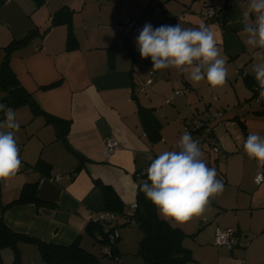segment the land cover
<instances>
[{
  "label": "crops",
  "instance_id": "crops-1",
  "mask_svg": "<svg viewBox=\"0 0 264 264\" xmlns=\"http://www.w3.org/2000/svg\"><path fill=\"white\" fill-rule=\"evenodd\" d=\"M248 3L249 0L0 3V64L5 47L32 32L26 43H12L7 62L18 84L41 110L34 113L29 104L19 106L29 107L34 117L28 125L19 123L15 135L23 146L22 172L8 178L11 187L2 194L6 201L2 207L4 224L35 240L19 239L17 263L14 250L2 247L0 264H45L36 240L64 246L78 240L84 250L98 257L99 264H106L101 235L96 227L89 228L104 209L102 190L96 181L113 188L124 205V215L130 214L141 180L139 173L160 153L175 150L185 132L181 128L191 114L206 115L219 108L226 112L221 120L212 122V132L220 138L221 152L233 153L228 157H237L235 161L241 162L240 178L236 180L246 191L240 198L242 206L250 205L264 213V183H255L257 163L243 150L247 136L256 133L247 128L253 126L250 121L264 119V99L259 103L250 100L247 108L242 106L253 95L256 81L252 66L264 62V49L249 46L247 34L242 31L240 21ZM204 4L218 9L217 19H201L199 9ZM155 6L160 7L165 20L162 25L179 23L184 28H195L204 22L211 27L228 72L222 88L213 89L206 81L193 83L188 73L167 68L153 71L152 83L145 90L134 91L135 86L149 78L153 64L150 57H140L136 45L139 34L124 36L121 26L127 19L136 18L157 28L150 14ZM61 8L58 21L53 22L54 13ZM3 93L0 87L2 104ZM14 111L20 122L19 110ZM188 113L187 119L183 118ZM47 116L69 123L64 137L57 135ZM3 120L4 113L0 112V122ZM261 121L259 126H264V120ZM108 136L119 144L111 154L105 152L104 139ZM54 172L62 177L50 180ZM40 179L43 180L39 182ZM33 182L37 184V201L7 205L18 197L24 184ZM234 203L240 206L237 201ZM124 215L118 216V223L125 220ZM223 216L216 213L208 221L209 238L197 234L202 227L194 231L197 244L186 245L193 257L186 264H264V219L250 220L247 226H241L235 223V217L221 223ZM219 226L235 227L238 243L232 247L215 245ZM118 227L117 257L109 256L110 259L114 264H144L136 254L141 230L134 224ZM178 227L190 233L182 225Z\"/></svg>",
  "mask_w": 264,
  "mask_h": 264
},
{
  "label": "clouds",
  "instance_id": "clouds-1",
  "mask_svg": "<svg viewBox=\"0 0 264 264\" xmlns=\"http://www.w3.org/2000/svg\"><path fill=\"white\" fill-rule=\"evenodd\" d=\"M240 23L247 34L246 43L264 49V0H249ZM136 45L141 59L151 58V72L174 68L188 73L191 82L206 81L213 89L222 88L227 82L226 61L220 56L214 32L204 22L195 28H184L178 23L155 29L146 23L136 37ZM252 70L259 99H264V62L253 64ZM0 112L4 113L0 122V180H7L17 174L22 163L15 135L20 124L12 108L0 103ZM177 147L178 150L164 151L153 159L146 171L147 180L139 185L159 215L173 227L202 216L211 201L224 191V182L217 178V170L207 165L199 141L184 132ZM243 150L257 163L255 183H264V137L250 133Z\"/></svg>",
  "mask_w": 264,
  "mask_h": 264
},
{
  "label": "trees",
  "instance_id": "trees-1",
  "mask_svg": "<svg viewBox=\"0 0 264 264\" xmlns=\"http://www.w3.org/2000/svg\"><path fill=\"white\" fill-rule=\"evenodd\" d=\"M4 0H0L2 3ZM41 2L42 0H35ZM63 8L57 10L53 15V22L57 20V14ZM174 21V20H172ZM32 32L25 37L14 40L12 43L22 45L31 37ZM5 47V53L0 64V87L3 90L2 101L5 105L11 107H19L24 104H29L33 108V112L37 113L41 110L36 106L31 99L30 93L27 92L21 85L18 84L15 74L8 65V55L13 44ZM257 82H255L256 84ZM254 84V86H255ZM255 90L253 88V94ZM253 97V95H252ZM246 99L247 101L252 100ZM46 119L51 122L57 131L59 137H64L69 123L63 120L47 116ZM242 123V122H241ZM244 128V126H243ZM150 165V164H149ZM102 190L104 209L115 214V220L111 229H117L121 224H134L141 232L142 237L138 242L137 256H139L144 264H186L187 261L193 259L191 250L182 244L183 237L186 235L180 227H173L168 221L158 215L155 206L146 198L145 194L139 190V185L143 181H139L136 190L135 208L130 214L124 215V205L119 199L113 188L108 185L96 181ZM37 184L26 183L19 191L18 197L13 199L9 204L24 203L37 201ZM2 212L0 213V249L9 246L14 250V263L19 261V250L17 243L19 239L35 240L34 238L15 233L11 231L3 222ZM125 216L122 223L117 222L118 216ZM96 227L100 233L99 241L102 244L105 242L106 232L104 231L105 224L97 221L95 224H90L89 228ZM115 240L113 246V255L116 258ZM39 252L45 264H99V259L96 255L84 250L78 240H75L68 246L47 243L41 240H36ZM103 251V250H102ZM104 255H107L103 252Z\"/></svg>",
  "mask_w": 264,
  "mask_h": 264
},
{
  "label": "rangeland",
  "instance_id": "rangeland-1",
  "mask_svg": "<svg viewBox=\"0 0 264 264\" xmlns=\"http://www.w3.org/2000/svg\"><path fill=\"white\" fill-rule=\"evenodd\" d=\"M12 109L19 110L17 111V119L20 121L18 123H22V124L24 123L25 125H28L30 123L29 120L31 119V117H34L32 110H30V108L27 106L23 108L19 107ZM189 115L190 113H188L183 118L187 119ZM170 119H172V117ZM261 120L264 119L257 118L256 121L255 120L250 121V124L253 126H247V128L249 129L250 132L251 131L256 132L260 136L264 137V126H259L262 122ZM36 122L37 121H34L33 124H36ZM181 131L182 133L184 132V127L181 128ZM239 131H241L240 128ZM199 145L204 153V159L207 165L209 167H214L218 173L217 178L223 180L224 191L221 194L217 195L215 199L211 201V204L209 205V207L202 216L194 217L191 221L182 225L186 232H190L189 234H186L182 230L186 234L183 237V241H182V244L184 246L194 245V243L197 244V242H195V239H193V235L195 233L194 231H196L200 227H202V229L199 232H197V234L201 233L202 237H206V236L208 238L210 237L209 231H210L211 223L208 221L212 220V218L215 217L216 213L224 215L222 217L221 223L226 220L233 219V217H235L234 218L235 223L238 222L240 223L241 226H247L250 220L254 221V220H260L261 218L264 219V213H262L261 209L256 210L253 209V207L251 208L248 207L250 205L242 206L244 204L243 202L240 201V198L242 196L244 197V193L246 191L245 188L240 185L239 181L236 180L238 176L240 178V172L238 173V170H240V164H241V162L237 160L235 161L237 157L229 158L228 156H232L233 153L226 154L224 152H221V149L219 153L214 152L212 145L209 143V140L199 141ZM167 148L169 149L170 147L168 146ZM177 149L178 147L175 148V150ZM18 172H22V171H20L19 169ZM11 184L12 182L9 181L8 179L0 180V213L2 211V207H4L6 202L4 197H2V194L10 189ZM236 201L240 204V206L234 203ZM219 227L221 228L223 226H219ZM231 228L236 230L235 227H231ZM197 234L195 236H197ZM8 250H9L8 254L10 257V254L12 253H10L11 252L10 249ZM106 256L107 257L105 258L107 262H109L110 264L116 263L114 260L110 259L108 255Z\"/></svg>",
  "mask_w": 264,
  "mask_h": 264
},
{
  "label": "built area",
  "instance_id": "built-area-1",
  "mask_svg": "<svg viewBox=\"0 0 264 264\" xmlns=\"http://www.w3.org/2000/svg\"><path fill=\"white\" fill-rule=\"evenodd\" d=\"M150 14L152 17V22L157 27L165 23V20H163V17H161L160 14V7L158 6L153 7ZM218 14H219L218 9L210 4H204L199 9V16L205 22H209L217 19ZM143 25L144 24L136 18L127 19L124 22V24L121 26L122 34L124 36H128L130 34H139ZM149 74L150 76L145 82L135 86L134 88L135 92L145 90L146 87L152 83L154 72L150 71ZM257 89H258V85L256 83L254 86L255 92L253 94L252 101L259 103L262 99H259V92ZM179 92L180 91H177V93ZM249 104L250 101L247 100H244L242 102V106L244 108H247ZM225 112L226 110L224 108H219L213 112L207 113L206 115L191 114L190 117L188 118V122H186V125L184 126V131L190 133L194 140L197 141L209 140V142L212 145L213 151L218 152L220 151V138L213 134L212 132L213 126L211 124L212 122L221 120L225 115ZM18 145L19 148L22 149L23 147L22 144H18ZM104 145H105V152L107 154L113 153L119 147L118 142L113 136L106 137L104 139ZM146 171L147 168L143 169L139 173V175L141 176V181L147 180ZM257 171L258 168H256L255 170L254 173L255 177L257 175ZM61 177L62 174L58 172H54L53 175L50 177V180L56 181ZM42 180L43 179H40L39 182H41ZM134 208H135V204H133L131 207L132 211L134 210ZM115 217L116 216L113 212L107 210H100L98 212L97 217L95 218V220L103 222L105 224L104 231L107 234H106L105 242L102 244V250L108 256L113 255L112 254L113 246L116 238L118 237L117 229H111ZM238 240H239V235L237 231L232 228L226 227V228H218L216 230L213 242L215 245H226L232 247L236 243H238Z\"/></svg>",
  "mask_w": 264,
  "mask_h": 264
}]
</instances>
